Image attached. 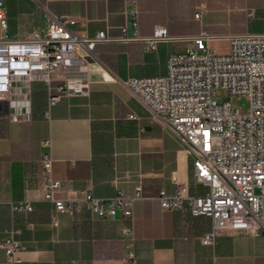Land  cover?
<instances>
[{
    "label": "crops",
    "instance_id": "0c3cea01",
    "mask_svg": "<svg viewBox=\"0 0 264 264\" xmlns=\"http://www.w3.org/2000/svg\"><path fill=\"white\" fill-rule=\"evenodd\" d=\"M1 1L5 15L0 35L12 38L45 31L51 15L75 19L72 30L79 35L104 30L117 38L129 9L135 11L142 37L150 36L156 25L191 43L192 36L205 32L218 52L227 50L230 35L264 33V0H134L129 5L125 0ZM234 24L240 28L234 30ZM143 45L119 40L95 45L110 80H88L84 63L76 60L53 72L51 85L67 78L71 88L50 107L48 121L42 118L47 99L42 80L30 85L29 121L0 118V243L16 229L13 237L24 247L12 262L0 246V264H264V234L226 231L213 244H202L200 237L212 227L209 217L193 215L188 208L160 207L156 196L162 188L172 194L182 185L192 196L206 187L193 181L185 149L123 83L131 76L165 72L166 65L151 66L153 49L145 51ZM47 135L61 196L90 191L108 198L117 189L132 194L140 179L143 198L134 202L132 219L120 213L99 218L78 204L74 215L57 213L53 225V205L41 194L38 141ZM24 201L30 202V211L12 208ZM127 227L132 239L124 235ZM131 250L133 259L127 260Z\"/></svg>",
    "mask_w": 264,
    "mask_h": 264
},
{
    "label": "built area",
    "instance_id": "2783aa9c",
    "mask_svg": "<svg viewBox=\"0 0 264 264\" xmlns=\"http://www.w3.org/2000/svg\"><path fill=\"white\" fill-rule=\"evenodd\" d=\"M133 2L125 0L127 5ZM4 15L0 0V22ZM126 17L117 38L107 36L104 30L90 36L79 35L72 30L75 19L67 15H51L45 31L33 30L16 38L1 34L0 118L8 122L29 121L30 85L33 80H42L47 85L42 118L48 121L50 107L71 88L67 78L51 85V75L69 66L72 60L84 63L79 50L98 62L94 47L100 42L142 41L143 49L150 51L157 42L181 39L169 35L165 25H156L150 36L142 37L135 11L127 10ZM208 37L201 32L191 37L190 49L168 54L163 74L131 76L123 83L185 149L191 158L193 181L206 187L204 193L192 196L182 185L172 194L162 188L156 196L160 207L175 211L188 208L193 215L209 217L211 230L200 241L211 245L226 231L264 234V33L230 35L225 52L210 47ZM221 89L228 91L229 99L217 102L215 95ZM242 96L248 101L245 109L230 101ZM38 145L41 194L53 205V225H57V213L74 215L78 204L99 218L120 213L132 219L134 202L143 198L140 179L132 194L117 189L108 198L96 197L90 191L64 197L60 195L61 180L52 174L51 138H40ZM12 208L30 211L32 206L24 201ZM16 232L12 229L0 243L12 262L18 260L16 253L24 248L13 237ZM124 235L132 239V228H125ZM133 256L131 250L127 260Z\"/></svg>",
    "mask_w": 264,
    "mask_h": 264
},
{
    "label": "rangeland",
    "instance_id": "374dc122",
    "mask_svg": "<svg viewBox=\"0 0 264 264\" xmlns=\"http://www.w3.org/2000/svg\"><path fill=\"white\" fill-rule=\"evenodd\" d=\"M234 30L240 28L237 24L232 26ZM192 47L191 40L189 39H178L171 40L168 42H164L158 45L157 49H153L151 52V57L153 62L151 66L154 69H158L163 65H166V58L169 52L171 53H181L185 52ZM215 99L217 102H223L229 99V93L226 89H221L220 93L215 95ZM232 104L235 106L243 107L244 109L248 107V101L244 96L237 98L234 97L230 100Z\"/></svg>",
    "mask_w": 264,
    "mask_h": 264
},
{
    "label": "water",
    "instance_id": "95a60500",
    "mask_svg": "<svg viewBox=\"0 0 264 264\" xmlns=\"http://www.w3.org/2000/svg\"><path fill=\"white\" fill-rule=\"evenodd\" d=\"M79 53L84 55V65L88 80H110L113 78L111 74L104 70L103 66L91 56L84 54L82 50H79Z\"/></svg>",
    "mask_w": 264,
    "mask_h": 264
}]
</instances>
